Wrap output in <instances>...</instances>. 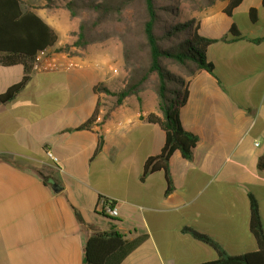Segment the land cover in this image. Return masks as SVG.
Segmentation results:
<instances>
[{
    "label": "crops",
    "instance_id": "obj_1",
    "mask_svg": "<svg viewBox=\"0 0 264 264\" xmlns=\"http://www.w3.org/2000/svg\"><path fill=\"white\" fill-rule=\"evenodd\" d=\"M27 0L59 35L55 46L73 44L81 18L55 0ZM218 0L212 5H216ZM220 10L224 14L229 0ZM204 8V9H205ZM256 9V19L250 12ZM228 17L225 34L206 52L215 73L188 74L189 96L181 110L186 130L199 137L192 159L176 151L164 171L142 179L149 157L159 155L166 133L147 116L161 115L153 88L112 99L95 86L123 85L115 64L119 46L70 47L59 63L33 70L27 85L0 101V264H87L85 243L97 232L122 233L126 245L106 264H194L257 249L250 229V198L264 222V0H243ZM235 25L242 37L228 36ZM116 71V74L114 73ZM20 64L0 63V95L20 82ZM101 103V104H100ZM89 129H79L96 113ZM100 139L103 140L99 148ZM50 150L59 159L52 161ZM101 198L113 201L111 216ZM192 231L210 240L196 238Z\"/></svg>",
    "mask_w": 264,
    "mask_h": 264
},
{
    "label": "trees",
    "instance_id": "obj_2",
    "mask_svg": "<svg viewBox=\"0 0 264 264\" xmlns=\"http://www.w3.org/2000/svg\"><path fill=\"white\" fill-rule=\"evenodd\" d=\"M243 0H229L224 12L231 16ZM212 5L215 0H205ZM27 0H0V63L4 66L20 64L25 74L22 80L2 95L0 101L13 99L29 82L37 56L41 51H70V47L86 48L98 40H105L110 35L94 34L101 24L115 21L127 24L125 14L135 6L141 7L139 33L141 41L134 44L125 33H113L123 42V56L129 77L123 87L112 90L104 83L95 86L96 92H104L114 97L113 107L121 104L125 98L138 94L145 88H153L158 95L159 109L162 113H151L147 120L159 124L166 133V141L159 155L149 157L144 165L142 179L149 174L164 171L168 178V191L173 189L170 176V159L180 150L187 159H192L193 150L199 137L186 130L181 120V110L188 101L189 82L185 76L170 70L169 65H177L193 75L199 69L215 73L214 64L209 62L206 52L218 39L209 38L199 33V24L194 19L176 22L180 8L176 5L164 6L158 0H68L64 4L73 17L81 18L77 38L73 44L56 49L59 42L58 33L38 14L26 8ZM45 8L59 7L55 0H47ZM130 8V9H129ZM90 14L92 19H83V13ZM257 10L250 12L255 20ZM172 17V18H171ZM242 37L235 25L232 26L224 40H235ZM112 107V108H113ZM111 108V109H112ZM110 110V109H109ZM96 113L79 129L91 128ZM103 140L100 139L99 148ZM258 167L264 170V154L259 158ZM250 229L256 240L257 249L242 255L232 256L220 251L215 260L194 264H264V222L261 217L257 199L250 198ZM196 238L210 240L203 234L192 231ZM126 245L125 237L116 230L97 232L85 243V260L87 264H106L107 260L121 251Z\"/></svg>",
    "mask_w": 264,
    "mask_h": 264
},
{
    "label": "rangeland",
    "instance_id": "obj_3",
    "mask_svg": "<svg viewBox=\"0 0 264 264\" xmlns=\"http://www.w3.org/2000/svg\"><path fill=\"white\" fill-rule=\"evenodd\" d=\"M161 5L171 6L176 5L180 8V16L175 18L174 21L176 22H186L189 20L194 19L196 22H200V30L201 32H204V34L212 35V36H221L227 32H225V29L228 25V16L220 10L221 6L223 5L222 0H218L216 5L212 7H206L207 3L205 0H158ZM141 7L135 6L132 8V10L128 11L125 14V17L127 18V24L124 25L122 23H118L115 21H109L107 23H103L99 25L95 30L94 34L102 35L103 33H108L110 36L107 37L105 40H98L95 42L96 44L93 45L95 47H102L101 45L108 44L109 52L112 54V47L119 46V59L117 60L116 55H114V62L115 64H119V72H123V85L126 82V80L129 77V71L125 67L124 62V56H123V42L120 39L119 36H114L113 33H125L128 34L129 37H131V41L134 42V44H137L138 41H141V34L138 32L139 22L141 21L139 19L140 16V10ZM205 8V9H204ZM130 9V8H129ZM172 18V17H171ZM83 19L89 20L92 19L90 14L84 12L83 13ZM53 53L60 54L64 52H71L72 55L78 54L77 51H56L52 50ZM169 68L174 73L181 75V76H187L188 72L187 70L178 67L177 65L170 64ZM116 74V71L114 72ZM123 85L121 87H123ZM120 87V88H121ZM120 88H115L112 90H118ZM110 95V94H108ZM111 101L109 103H106L105 107L107 109H111L113 107V103L115 101L114 97L110 95ZM101 104V103H100Z\"/></svg>",
    "mask_w": 264,
    "mask_h": 264
},
{
    "label": "built area",
    "instance_id": "obj_4",
    "mask_svg": "<svg viewBox=\"0 0 264 264\" xmlns=\"http://www.w3.org/2000/svg\"><path fill=\"white\" fill-rule=\"evenodd\" d=\"M59 63V60L55 53L51 50L41 51L36 59L33 70H48L49 68L55 67ZM47 155L55 163L59 162V159L50 150L47 151ZM100 206L104 213H108L111 216H117L119 214L118 207L115 203L109 199L101 198Z\"/></svg>",
    "mask_w": 264,
    "mask_h": 264
}]
</instances>
